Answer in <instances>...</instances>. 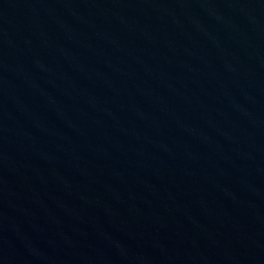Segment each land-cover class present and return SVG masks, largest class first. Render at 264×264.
Listing matches in <instances>:
<instances>
[{
  "label": "water",
  "instance_id": "obj_1",
  "mask_svg": "<svg viewBox=\"0 0 264 264\" xmlns=\"http://www.w3.org/2000/svg\"><path fill=\"white\" fill-rule=\"evenodd\" d=\"M0 264H264V0H0Z\"/></svg>",
  "mask_w": 264,
  "mask_h": 264
}]
</instances>
